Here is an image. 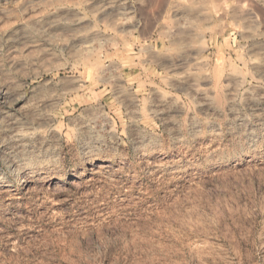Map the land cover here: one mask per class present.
<instances>
[{
	"label": "rangeland",
	"instance_id": "374dc122",
	"mask_svg": "<svg viewBox=\"0 0 264 264\" xmlns=\"http://www.w3.org/2000/svg\"><path fill=\"white\" fill-rule=\"evenodd\" d=\"M0 264H264V0H0Z\"/></svg>",
	"mask_w": 264,
	"mask_h": 264
}]
</instances>
